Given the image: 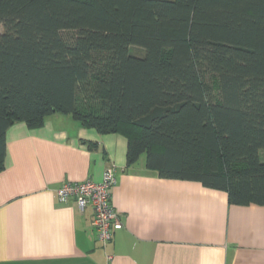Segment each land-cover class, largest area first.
Segmentation results:
<instances>
[{"label":"trees","instance_id":"16d2710c","mask_svg":"<svg viewBox=\"0 0 264 264\" xmlns=\"http://www.w3.org/2000/svg\"><path fill=\"white\" fill-rule=\"evenodd\" d=\"M7 132L71 116L163 179L264 206V0H0Z\"/></svg>","mask_w":264,"mask_h":264},{"label":"crops","instance_id":"0c3cea01","mask_svg":"<svg viewBox=\"0 0 264 264\" xmlns=\"http://www.w3.org/2000/svg\"><path fill=\"white\" fill-rule=\"evenodd\" d=\"M0 173V264H264V206L163 179L146 157L128 167V139L54 114L40 129L7 132ZM114 169L111 204L123 228L102 245L93 209L60 202L67 182L100 183Z\"/></svg>","mask_w":264,"mask_h":264},{"label":"built area","instance_id":"2783aa9c","mask_svg":"<svg viewBox=\"0 0 264 264\" xmlns=\"http://www.w3.org/2000/svg\"><path fill=\"white\" fill-rule=\"evenodd\" d=\"M116 184L114 169L105 172L102 182L92 180L84 182H67L58 190L60 202L75 199L80 208L90 205L93 209V227L98 240L107 245L113 240L114 234L123 228L120 214L111 204V189Z\"/></svg>","mask_w":264,"mask_h":264},{"label":"rangeland","instance_id":"374dc122","mask_svg":"<svg viewBox=\"0 0 264 264\" xmlns=\"http://www.w3.org/2000/svg\"><path fill=\"white\" fill-rule=\"evenodd\" d=\"M4 33V28L3 26H0V34H3Z\"/></svg>","mask_w":264,"mask_h":264}]
</instances>
